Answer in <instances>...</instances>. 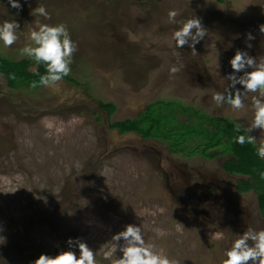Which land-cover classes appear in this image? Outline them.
<instances>
[{"label": "rangeland", "instance_id": "1", "mask_svg": "<svg viewBox=\"0 0 264 264\" xmlns=\"http://www.w3.org/2000/svg\"><path fill=\"white\" fill-rule=\"evenodd\" d=\"M20 2L17 12L0 0V24L20 25L16 43L6 48L0 42V56L28 58L21 49L31 43V31L64 24L77 45L70 76L79 85L62 80L35 91L12 90L0 75V235L7 237L0 264L54 256L69 238L86 241L97 264H115L125 242L116 245L112 236L127 225L139 226L148 244L178 264H223L243 232L264 230L255 194L236 192L245 178L222 169L231 156L186 158L161 141L111 128L137 120L145 107L144 119L156 118V104L165 103L227 118L243 132L254 94L238 111L212 97L230 90L231 53L264 57V0ZM40 6L50 19L31 14ZM172 10L177 22L194 15L208 31L195 46L197 55L187 46L178 49L185 67L175 75L169 72L177 62ZM100 103L114 104V113ZM250 134L258 144L259 130Z\"/></svg>", "mask_w": 264, "mask_h": 264}, {"label": "clouds", "instance_id": "2", "mask_svg": "<svg viewBox=\"0 0 264 264\" xmlns=\"http://www.w3.org/2000/svg\"><path fill=\"white\" fill-rule=\"evenodd\" d=\"M23 3L27 4L28 0H23ZM8 4L17 12L21 11L23 7L20 0H8ZM31 14L50 19L44 6L33 9ZM176 16L175 10L168 13L169 20L178 24L171 36L177 49V62L169 69L171 75L181 72L185 67L180 59L178 49L187 46L191 49L192 55H197L195 46L204 40L208 32L201 18L192 15L177 22ZM19 28L20 25L15 20L0 24V42L4 47L8 48L16 43ZM259 31L264 34V25L259 27ZM252 39L254 37L248 34L247 40L251 41ZM29 40L31 43L21 49V55L32 59L37 65L45 66V74L39 75V80L30 84L31 89L53 87L70 74V65L73 55L77 51V45L71 39L64 24L55 26L41 24L38 30L29 33ZM246 47L251 48V44H247ZM229 64L232 69L231 74L227 76L231 82L230 90L227 91V95L217 92L212 99L217 105L223 104L226 100L231 109L238 111L246 107L245 97L250 93L254 94L251 102L253 109L251 124L243 128V132H241L242 126L237 124L235 130L242 134L234 137L233 142L239 145H255L256 155L264 160V57L258 60L257 57L250 56L247 51L238 49ZM237 73L241 75L237 76ZM11 78L15 79V76ZM51 126L48 125V127ZM257 130L262 137L258 144L256 137L250 134ZM259 175L261 179H264V172H260ZM157 232L159 235L164 234L161 230H157ZM217 235L221 236V234ZM112 240L116 245L120 241L125 242L122 256L115 261V264H178L162 250L157 251L154 244H148L139 226H125L123 231L112 236ZM249 241L253 243L250 245ZM6 243L7 237L0 235V246H4ZM65 244V250L58 251L54 256L41 254L32 264H97L95 252L83 239L69 238ZM225 257L223 264H264V230L249 229L243 232L225 252Z\"/></svg>", "mask_w": 264, "mask_h": 264}, {"label": "trees", "instance_id": "3", "mask_svg": "<svg viewBox=\"0 0 264 264\" xmlns=\"http://www.w3.org/2000/svg\"><path fill=\"white\" fill-rule=\"evenodd\" d=\"M32 67L35 69L31 70ZM44 74L45 66L37 65L30 58L16 61L0 56V75L6 78L9 89L38 90L42 87L31 89L30 84L33 81H38L39 75ZM12 76H15V79H12ZM63 80L79 85V82L75 81L70 74ZM99 106L107 111L108 115L114 113L116 109L115 105L111 103H100ZM145 108L146 111H143L147 112L148 107ZM155 111L156 118L151 117L146 120L141 112L137 116V120L117 121L111 125V128L118 131L119 134L133 133L144 140L161 141L167 145L172 154H182L186 158L200 156L209 160L231 155L234 160L227 161L222 169L229 175L239 174L246 178L237 182L236 192L240 195L252 191L256 196L257 206L264 220V179H261L259 175L260 172H264V160L256 155V146L239 145L233 142L234 137L242 134L236 132V125L228 119L210 117L197 109H184L183 112H179L165 103H157ZM180 115H183L184 119L180 118ZM196 123H198L197 126ZM194 137L197 140L195 142L192 141ZM224 144L226 147L223 146ZM194 148L196 150H193ZM215 151H217L216 154H214Z\"/></svg>", "mask_w": 264, "mask_h": 264}, {"label": "crops", "instance_id": "4", "mask_svg": "<svg viewBox=\"0 0 264 264\" xmlns=\"http://www.w3.org/2000/svg\"><path fill=\"white\" fill-rule=\"evenodd\" d=\"M218 117V116H217ZM223 118V117H222ZM225 119H227V118H225ZM246 127H248V126H246ZM245 127V128H246ZM255 146V145H254ZM217 153V152H216ZM228 156H231V155H228ZM228 156H222V157H228ZM234 159H233V157H230V158H228L226 161H225V163L227 162V161H233ZM225 163L223 164V166L225 165ZM226 173V172H225ZM228 174V173H227ZM229 175V174H228ZM230 176H232V175H230ZM234 176V175H233ZM235 176H240L241 178H242V176L241 175H239V174H235ZM243 178H245V177H243ZM246 179V178H245ZM242 180H244V179H242ZM242 180H240V181H242Z\"/></svg>", "mask_w": 264, "mask_h": 264}, {"label": "flooded vegetation", "instance_id": "5", "mask_svg": "<svg viewBox=\"0 0 264 264\" xmlns=\"http://www.w3.org/2000/svg\"><path fill=\"white\" fill-rule=\"evenodd\" d=\"M230 49L232 50L231 47L229 48V50H230ZM228 54H229V53H228ZM230 56H231V58H232V57L234 56V54L231 53ZM231 58H230V59H231Z\"/></svg>", "mask_w": 264, "mask_h": 264}]
</instances>
